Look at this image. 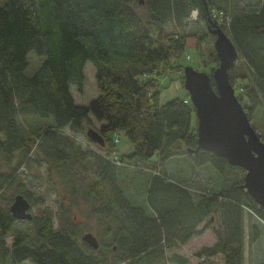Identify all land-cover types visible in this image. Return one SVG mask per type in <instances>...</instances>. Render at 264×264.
Here are the masks:
<instances>
[{"label":"trees","instance_id":"obj_1","mask_svg":"<svg viewBox=\"0 0 264 264\" xmlns=\"http://www.w3.org/2000/svg\"><path fill=\"white\" fill-rule=\"evenodd\" d=\"M212 7L210 0H5L0 5V262L9 256L35 264H189L177 250L197 232L196 226L217 214L219 224L212 227L215 242L193 255L203 261L220 253L223 264H242L245 210L264 222V208L241 186L244 177L214 195L197 197L185 185L189 177L180 185L161 172L174 157L185 158V167L196 173L205 164L221 175L232 167L225 158L198 148L194 108L187 94L165 103L160 99L161 65L184 48V39L167 32L166 25L183 27L195 10L193 21H205L207 27L209 18L222 17L214 15ZM39 9L45 12L46 27ZM219 26L237 49L228 77L251 118L258 107L264 110V0L254 11L236 14ZM31 50L43 59L27 75ZM87 61L95 68L98 95L78 104L70 86H81ZM238 79L245 84L236 86ZM27 116L52 121L40 130H26L20 117ZM93 119L100 122L97 131L105 144L88 140L105 153L84 148L69 135L84 134ZM120 131L133 150L118 156ZM32 163H44L70 180L71 194L79 190L78 173H93L84 194L92 203V214L109 222L105 234L111 236L110 259L101 244L93 249L79 238L66 211L58 227L52 212L40 209L28 220L31 234L12 233L18 219L9 205L15 195L4 193L16 185L14 192L32 203L33 193L23 181ZM121 166L151 170L147 203L127 196L118 180ZM208 227L206 223L201 231ZM249 231L250 241H255L257 227L251 225Z\"/></svg>","mask_w":264,"mask_h":264},{"label":"rangeland","instance_id":"obj_2","mask_svg":"<svg viewBox=\"0 0 264 264\" xmlns=\"http://www.w3.org/2000/svg\"><path fill=\"white\" fill-rule=\"evenodd\" d=\"M5 0H0V5ZM212 3V13L222 16L221 18L216 16L217 23L228 22L229 19L240 13L252 12L261 3L262 0H210ZM44 4V3H41ZM40 7V6H39ZM40 10V9H39ZM43 26L46 27L45 12L40 10ZM183 27H176L173 22L166 25L167 32H174L179 37L184 39V48L180 56L172 57L161 65V78H160V99L165 103L172 98H183L187 92L183 86L184 80V67L192 66L198 71H204L211 74L213 69L218 65L215 60V55H210V51L213 50V44L215 36L209 33L206 27V22L201 20H194L197 18V11H190ZM195 17V18H194ZM226 31V30H225ZM228 34V32L226 31ZM229 35V34H228ZM28 65L25 69L27 75L39 66L43 57L38 56L34 51L27 53ZM84 80L81 86L76 83L71 84V91L74 100L78 104H87L92 98L98 95L97 85L95 82V68L90 61H87L83 67ZM236 86H243L245 82L242 79L236 81ZM234 87V86H233ZM235 94L236 88H234ZM238 96V95H236ZM242 102V101H241ZM244 102V100H243ZM192 106V104H191ZM247 113V109L244 106ZM249 117V116H248ZM40 118V119H39ZM192 125L196 128V121L194 120L195 114H193ZM250 123L258 132L261 140L264 139V110L258 107L249 118ZM52 121V117L42 118L35 116L20 117V122L26 130H40L44 127L45 122ZM100 122L93 119L91 125H87L85 128L98 129ZM67 131H65L66 133ZM76 143L82 147L97 149L105 153L104 150H99L97 145L90 143L86 134H69ZM119 139L116 143V154H128L133 150L132 143L129 141L123 131L119 132ZM116 137V136H115ZM263 138V139H262ZM35 153V150L33 154ZM110 157H113V155ZM40 157L38 156V159ZM13 161V164L15 163ZM153 160H156L154 157ZM186 160L185 158L174 157L166 161L165 165L161 168L162 174L167 181L185 185L190 188L188 191L193 196H199L204 194L214 195L220 188H224L225 185H229L236 179H243L245 170L239 167H227L225 174L221 175L210 164L203 165L200 168V172L194 174L191 180L184 177L181 174V169L185 171ZM140 166V165H139ZM5 168L6 166H2ZM117 169L118 180L120 184L125 188L127 196L137 203H147V193L150 185L148 180L150 174L147 173L151 170H134L133 168ZM130 168V169H129ZM25 173V172H24ZM24 183L32 193L33 199L31 203L30 211L33 214H38L40 209H47L52 212V218L54 226H60L59 219L62 217L63 212H69L71 221L75 223V226L79 232L80 238L86 232H92L101 244L102 251L110 259L112 256V249L110 247L111 236L105 234L106 228L109 222L104 220L103 217L93 215L91 212L92 203L85 196L84 191L88 184L93 180L94 175L91 171H86L76 176V182L78 183L79 190L71 194L72 182L68 179H63L59 174L54 171H49L47 165L44 163L37 164L32 163L23 176ZM186 178V179H185ZM189 180L188 182H185ZM185 182V183H184ZM15 186L10 187L4 193V197L13 198L16 195ZM81 188V189H80ZM38 199V200H37ZM41 202H37L40 201ZM35 203V204H34ZM209 224V229L212 230L214 225L219 224V216L214 214L210 219H205L201 225ZM251 225H255L259 231V237L255 241H250L249 229ZM213 231V230H212ZM24 232L31 234V224L28 220H18L13 225L12 233ZM214 234V233H213ZM11 235L6 237L7 244L11 241ZM243 260L242 264H262L264 263V222L256 217L253 213L245 210L243 215ZM103 245H107V248L103 249ZM198 250L197 245L187 244L185 247L179 248L177 251L184 254L189 258V264H223L220 253L213 256H205L203 261H200L193 253ZM0 264H35L29 259H25L21 262L14 261L11 257L7 256ZM119 264H127L125 262Z\"/></svg>","mask_w":264,"mask_h":264},{"label":"water","instance_id":"obj_3","mask_svg":"<svg viewBox=\"0 0 264 264\" xmlns=\"http://www.w3.org/2000/svg\"><path fill=\"white\" fill-rule=\"evenodd\" d=\"M207 30L215 36L210 51L218 60L211 74L214 86L210 74L189 65L183 70V86L196 117L197 145L244 169L241 186L264 208V141L250 123L228 77L238 52L227 33L211 18ZM85 134L92 142L105 144L97 130L88 128ZM30 208L31 203L22 194H16L9 205V211L18 220H31ZM81 240L93 249L99 248L100 243L92 232L81 235Z\"/></svg>","mask_w":264,"mask_h":264},{"label":"crops","instance_id":"obj_4","mask_svg":"<svg viewBox=\"0 0 264 264\" xmlns=\"http://www.w3.org/2000/svg\"><path fill=\"white\" fill-rule=\"evenodd\" d=\"M184 169L185 171L183 169L180 170L181 174H183V176L189 177L190 179H192V177L197 171V169L194 168L187 169V167H185ZM202 228L203 225L201 224L196 226L194 230L197 232L192 234V236L189 238V240L186 242V244L183 247L187 246V244H194L197 245V249H200L203 246L212 245L215 242V236L213 234V231L210 230L209 228H206L203 231H201Z\"/></svg>","mask_w":264,"mask_h":264},{"label":"built area","instance_id":"obj_5","mask_svg":"<svg viewBox=\"0 0 264 264\" xmlns=\"http://www.w3.org/2000/svg\"><path fill=\"white\" fill-rule=\"evenodd\" d=\"M194 11H195V10H194ZM194 18H195V17H194ZM236 95H237V93H236ZM188 101H189V100H188L187 98L184 99V102H188ZM243 106H247V104L244 103ZM258 206H260V205H258Z\"/></svg>","mask_w":264,"mask_h":264},{"label":"flooded vegetation","instance_id":"obj_6","mask_svg":"<svg viewBox=\"0 0 264 264\" xmlns=\"http://www.w3.org/2000/svg\"><path fill=\"white\" fill-rule=\"evenodd\" d=\"M214 21H217V20H214Z\"/></svg>","mask_w":264,"mask_h":264}]
</instances>
